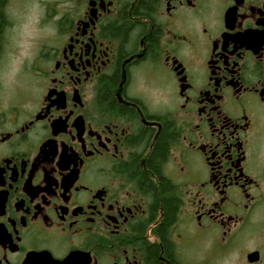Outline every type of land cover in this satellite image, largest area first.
Instances as JSON below:
<instances>
[{
  "label": "flooded vegetation",
  "instance_id": "1",
  "mask_svg": "<svg viewBox=\"0 0 264 264\" xmlns=\"http://www.w3.org/2000/svg\"><path fill=\"white\" fill-rule=\"evenodd\" d=\"M56 30L0 0V264H264V0H72Z\"/></svg>",
  "mask_w": 264,
  "mask_h": 264
},
{
  "label": "rangeland",
  "instance_id": "2",
  "mask_svg": "<svg viewBox=\"0 0 264 264\" xmlns=\"http://www.w3.org/2000/svg\"><path fill=\"white\" fill-rule=\"evenodd\" d=\"M71 13L72 0H42V36L56 32L58 21L62 18H71Z\"/></svg>",
  "mask_w": 264,
  "mask_h": 264
},
{
  "label": "trees",
  "instance_id": "3",
  "mask_svg": "<svg viewBox=\"0 0 264 264\" xmlns=\"http://www.w3.org/2000/svg\"><path fill=\"white\" fill-rule=\"evenodd\" d=\"M163 149H164L163 146H161L159 152H160V153L163 152ZM164 150H165V149H164ZM166 203H167V204H166V210H165V212H166V217H167L168 219H170V218L173 216V211H174V210L172 209V208H173V207H172V204H171L169 201H166Z\"/></svg>",
  "mask_w": 264,
  "mask_h": 264
}]
</instances>
